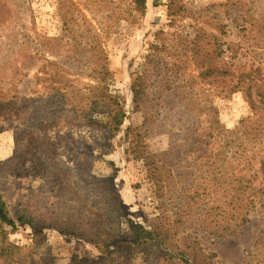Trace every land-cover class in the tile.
Instances as JSON below:
<instances>
[{
    "label": "rangeland",
    "instance_id": "1",
    "mask_svg": "<svg viewBox=\"0 0 264 264\" xmlns=\"http://www.w3.org/2000/svg\"><path fill=\"white\" fill-rule=\"evenodd\" d=\"M2 2L0 264H264V0Z\"/></svg>",
    "mask_w": 264,
    "mask_h": 264
},
{
    "label": "trees",
    "instance_id": "2",
    "mask_svg": "<svg viewBox=\"0 0 264 264\" xmlns=\"http://www.w3.org/2000/svg\"><path fill=\"white\" fill-rule=\"evenodd\" d=\"M131 1H132V4L134 5V10L144 14V12L146 10V0H131ZM4 7H5L4 3L2 2V0H0V12H3ZM99 74H101V76L98 78H101V80L98 79V84L96 86H94L93 89L89 92H94V93L97 92V98H99V99H97L96 101L99 104L106 103V105L110 107V113L107 116L108 117L107 127L111 133L110 137H113L114 135H116V133L120 132V129L123 126L124 121L127 118V115H126V111L124 110V107L122 106L118 97L115 95H112V93L109 89L110 85L108 83L107 76L110 73H109V70L107 69V67L103 68L102 72ZM58 76L61 78L59 83L63 84L64 76L60 75V74H58ZM246 76H247V74H245V73H239L237 82H238L240 87H241V85L245 86V87L248 86L249 83H247L244 80ZM248 77H251V74H248ZM95 78H97V77H95ZM143 88H144V81H142L141 79H139V80L134 79L132 91L134 94L135 103L138 106L141 105V103H143V101H144L143 97H145V95H144L145 90ZM249 89H250V87H249ZM58 92H60V91H58ZM84 93L79 92V94L77 95L79 101L74 102L73 106L75 108H81L82 107L81 105L83 104L82 101L86 102L88 99H90V97L84 98V96H85ZM247 94L250 97L249 103H250L252 108H257V106H260V105H257V103H255L253 101V99L251 98V95L249 94L248 89H247ZM86 95H88V93ZM63 97H67V94L66 95L63 94ZM72 98L75 99L74 97H71V99ZM259 98H260V104L263 105L264 104V92L263 91H262ZM98 100H100L101 103ZM139 102H141V103H139ZM133 132L134 131L132 129L130 131H128L126 137L130 138V140L131 139L135 140V139H133L134 136H130V134ZM130 145L132 146V147H130L131 150H127V153L132 154L134 157H136L138 159L143 158V156L145 155L144 151L138 150V149H136V150L133 149V148H136L137 146L132 141H130ZM237 195H238L237 196L238 200H241V198H240L241 195H239V193H237ZM243 197H245V195H243ZM0 204H1V200H0ZM2 207H3V205H2ZM0 218H1V221L3 223L12 226L15 229L14 221L9 219L7 216L3 217L1 213H0ZM18 221L22 223V222L27 221V219L22 216V217L18 218ZM29 224H31V223H29ZM232 229L233 228H230L229 230H232ZM131 230H132V233H133L134 238H135L134 239L135 243L149 244L150 242L155 241V236H156L155 233L151 230H148L146 227H144L141 224L131 225ZM5 246H6V244H4L2 246V248H0V252H3L5 250L4 249ZM9 252H11V251H9Z\"/></svg>",
    "mask_w": 264,
    "mask_h": 264
}]
</instances>
